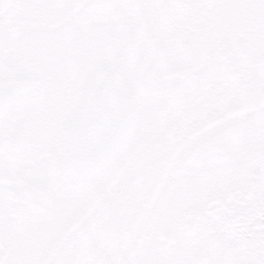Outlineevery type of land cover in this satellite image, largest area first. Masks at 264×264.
Masks as SVG:
<instances>
[{
	"label": "snow or ice",
	"instance_id": "6c2138e0",
	"mask_svg": "<svg viewBox=\"0 0 264 264\" xmlns=\"http://www.w3.org/2000/svg\"><path fill=\"white\" fill-rule=\"evenodd\" d=\"M0 264H264V0H0Z\"/></svg>",
	"mask_w": 264,
	"mask_h": 264
}]
</instances>
